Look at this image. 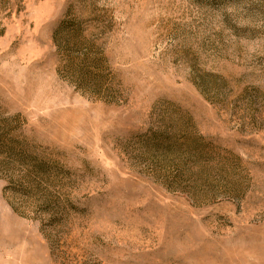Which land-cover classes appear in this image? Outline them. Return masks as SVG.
Returning a JSON list of instances; mask_svg holds the SVG:
<instances>
[{"label":"rangeland","instance_id":"1","mask_svg":"<svg viewBox=\"0 0 264 264\" xmlns=\"http://www.w3.org/2000/svg\"><path fill=\"white\" fill-rule=\"evenodd\" d=\"M0 264H264V0H0Z\"/></svg>","mask_w":264,"mask_h":264}]
</instances>
